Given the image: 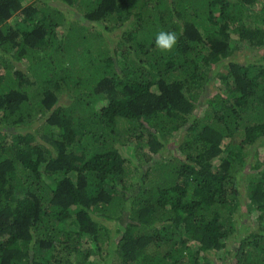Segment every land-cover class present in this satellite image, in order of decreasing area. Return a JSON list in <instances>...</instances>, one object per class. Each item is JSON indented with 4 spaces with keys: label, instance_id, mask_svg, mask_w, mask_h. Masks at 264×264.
<instances>
[{
    "label": "trees",
    "instance_id": "16d2710c",
    "mask_svg": "<svg viewBox=\"0 0 264 264\" xmlns=\"http://www.w3.org/2000/svg\"><path fill=\"white\" fill-rule=\"evenodd\" d=\"M262 145L264 0H0V264H264Z\"/></svg>",
    "mask_w": 264,
    "mask_h": 264
},
{
    "label": "rangeland",
    "instance_id": "374dc122",
    "mask_svg": "<svg viewBox=\"0 0 264 264\" xmlns=\"http://www.w3.org/2000/svg\"><path fill=\"white\" fill-rule=\"evenodd\" d=\"M54 4L56 5V6H60V8L61 9H63V8H66V6L65 5H63V4H61V3H59V2H54ZM254 26L255 27H257V26H260L257 22H255L254 23ZM233 41H238V38L237 37H233ZM248 45V44H247ZM242 47H243V49H241L240 51H237L236 52V55L234 56V59L235 60H237V61H240V62H243L244 61V58H243V51H244V45H242ZM259 152L261 153V155L263 156L264 155V145H262L260 148H259ZM128 153V155H132L133 153H132V151H130V152H127ZM264 157V156H263ZM220 157L219 158H217V159H215V161H214V163H215V165H217L218 167H219V165H220ZM249 169L250 168H247L246 169V171H244L243 173L246 175L244 178L245 179H249V177L247 176V175H249V174H251V173H254V172H252L251 170H250V172H249ZM260 174V173H259ZM259 174H255V176H253V178H257L258 177V175ZM252 175V174H251ZM244 179V182H246V180ZM244 209H246V207H244ZM252 215H254V212H252ZM254 217H255V215H254ZM222 255H223V252H220V253H218V255H217V259H222Z\"/></svg>",
    "mask_w": 264,
    "mask_h": 264
},
{
    "label": "clouds",
    "instance_id": "9594fccd",
    "mask_svg": "<svg viewBox=\"0 0 264 264\" xmlns=\"http://www.w3.org/2000/svg\"><path fill=\"white\" fill-rule=\"evenodd\" d=\"M155 43L161 51H171L177 43V35L175 32L161 31L157 34Z\"/></svg>",
    "mask_w": 264,
    "mask_h": 264
}]
</instances>
